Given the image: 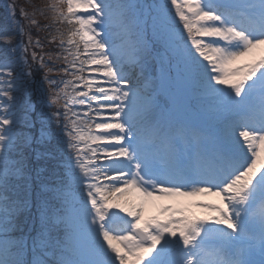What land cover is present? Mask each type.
<instances>
[{"label":"snow or ice","instance_id":"obj_1","mask_svg":"<svg viewBox=\"0 0 264 264\" xmlns=\"http://www.w3.org/2000/svg\"><path fill=\"white\" fill-rule=\"evenodd\" d=\"M8 11L0 264H264V0Z\"/></svg>","mask_w":264,"mask_h":264},{"label":"trees","instance_id":"obj_2","mask_svg":"<svg viewBox=\"0 0 264 264\" xmlns=\"http://www.w3.org/2000/svg\"><path fill=\"white\" fill-rule=\"evenodd\" d=\"M53 2V0H0V17L2 18L6 28L8 29V34L14 36L13 42H18L20 37L15 35L13 25L10 21L8 8L10 5H15L16 7V17L20 16V9L23 8L29 15L35 13V19L39 22L40 25H44L47 23H51L50 20L45 19L44 15H41L40 12H48V6ZM51 15V13H48ZM21 23L25 25L27 29V21L21 20ZM31 34L33 38H40L42 42L46 44V38H49V34L47 31L40 30L38 31L36 28H31ZM50 39V38H49ZM50 45L46 44L45 50L47 51ZM43 73L35 72L34 79L30 84V89L32 92V100L37 104L39 108L42 102L47 100V90L48 86L44 84L42 80ZM54 110V109H53ZM192 213L196 215V213L192 210Z\"/></svg>","mask_w":264,"mask_h":264},{"label":"rangeland","instance_id":"obj_3","mask_svg":"<svg viewBox=\"0 0 264 264\" xmlns=\"http://www.w3.org/2000/svg\"><path fill=\"white\" fill-rule=\"evenodd\" d=\"M59 27H63V26L61 25ZM0 31H7V33H8V29L3 24V20L1 17H0ZM47 32H48L49 38H50L52 35L55 34V27H53V30L51 32H49V31H47ZM0 48H3V45H0ZM161 102H163V97H161ZM198 200H200L201 202H205V203H218L219 202V198L211 197V196L200 197V198H198ZM192 209L195 212H199V216L206 214L204 209L197 208V207H193ZM155 211H156L155 209H151L148 214H155Z\"/></svg>","mask_w":264,"mask_h":264}]
</instances>
